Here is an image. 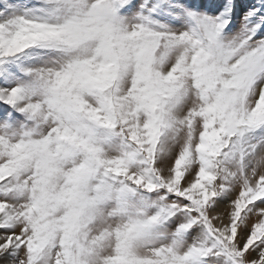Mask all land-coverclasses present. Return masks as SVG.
<instances>
[{
	"label": "rangeland",
	"instance_id": "1",
	"mask_svg": "<svg viewBox=\"0 0 264 264\" xmlns=\"http://www.w3.org/2000/svg\"><path fill=\"white\" fill-rule=\"evenodd\" d=\"M0 264H264V0H0Z\"/></svg>",
	"mask_w": 264,
	"mask_h": 264
},
{
	"label": "bare ground",
	"instance_id": "2",
	"mask_svg": "<svg viewBox=\"0 0 264 264\" xmlns=\"http://www.w3.org/2000/svg\"><path fill=\"white\" fill-rule=\"evenodd\" d=\"M184 186L189 187V184L186 183ZM186 187H185V188H186Z\"/></svg>",
	"mask_w": 264,
	"mask_h": 264
}]
</instances>
